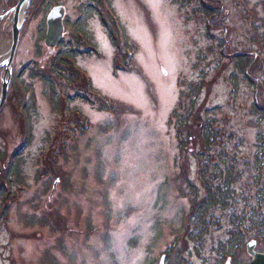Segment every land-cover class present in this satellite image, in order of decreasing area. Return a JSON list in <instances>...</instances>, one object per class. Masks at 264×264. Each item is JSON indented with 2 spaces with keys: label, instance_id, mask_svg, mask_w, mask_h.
<instances>
[{
  "label": "rangeland",
  "instance_id": "374dc122",
  "mask_svg": "<svg viewBox=\"0 0 264 264\" xmlns=\"http://www.w3.org/2000/svg\"><path fill=\"white\" fill-rule=\"evenodd\" d=\"M85 1L63 0L66 17L74 21L76 7ZM220 1L226 7L225 26L211 30L171 0H109L104 14L112 13L134 51L129 72L118 69L117 76L112 72L116 50L106 29L97 17L87 19L86 30L100 55L76 63L93 84L92 94L111 110H99L95 97L89 103L73 99L86 93V84L83 88L77 80L59 88L62 101L67 95L71 100L55 113L40 82L24 76L35 99L31 142L17 157L20 183L10 177L7 195L0 196V264H159L171 248L180 251V264H225L228 257L219 245L227 241L233 221V226L244 222L245 244L254 241L248 220L253 213L264 215V196L260 200L254 184L253 157L264 126L249 113L254 89L240 76L231 78L228 57L249 50L264 60V0ZM17 3L0 0V12ZM32 3L12 62L16 71L34 61L47 64L53 51L41 41L40 55L33 53L42 10L32 11ZM9 22L0 25V57L10 45ZM258 76L263 80L264 72ZM13 93L10 88L0 113L2 170L25 141ZM192 101V117L199 110L202 121L218 132L203 157H196L199 145L179 151L180 125L171 117L175 112L186 117ZM208 158L206 178L212 167L225 169L233 161L240 178L232 186L228 210L212 209L205 225H196L188 219L190 199L178 192L177 174L181 164L187 165L188 181L202 196L199 161ZM56 216L62 218L60 225ZM172 253L163 264L175 263ZM230 260L250 261L244 246Z\"/></svg>",
  "mask_w": 264,
  "mask_h": 264
},
{
  "label": "trees",
  "instance_id": "16d2710c",
  "mask_svg": "<svg viewBox=\"0 0 264 264\" xmlns=\"http://www.w3.org/2000/svg\"><path fill=\"white\" fill-rule=\"evenodd\" d=\"M33 1L31 8L32 11L38 12L42 10V15L45 17L47 13L56 5H62L63 0H31ZM174 5L179 6L180 8L190 9L194 15H197L204 21L205 27L208 29L214 30L219 27L225 26V7L220 0H171ZM62 3V4H61ZM109 0H86L85 3H80L76 7L77 15L74 21L69 20L68 17L64 20L65 38L53 51H48L49 62L46 64L37 65V62H31L30 64L23 67L21 70L16 71V68L13 70V78L10 84V87L14 91L13 95L18 99L19 106L21 108L19 119L22 120V126L25 132L24 142L22 148H27L31 142V125H30V116L34 110V93L33 87L29 84H25L24 76L27 77L30 81L38 80L44 88V95L47 98L48 105L51 107V110L55 113L60 112L65 109L71 100L70 96H64L63 100L61 99V94L59 95V88H64L67 85L72 86V82L80 81L85 87L84 80L81 77L78 69L76 68V61L78 58L87 56L95 51V45L92 41V37L86 30L87 19L92 17H97L100 20L104 29H106L107 38L110 40L112 47L116 50V57L113 63V72L118 73L117 70L121 69L122 72L129 71V66L131 65V60H128L127 50L130 51L131 46H128L127 39L125 35H121L116 28L115 22L107 14H104L105 6L108 5ZM261 4L264 5V2ZM44 7V8H43ZM43 20L42 25L37 30V49L35 54L40 55V46L39 42L44 40L45 35V21ZM224 43H220V46L224 47ZM229 60L234 67V73L231 75V78H236L235 76H240L243 78V81L254 89V94L256 97L253 102L250 104L249 113L256 117L258 121L264 126V79H258L259 72H264V60L261 58V55L258 53H252L249 50H242L237 52L229 53ZM44 61V58L41 62ZM62 83V86L59 85ZM199 92V90H197ZM73 99H81L85 103H89L90 95L85 93H75L73 94ZM259 98L260 101H259ZM92 102V101H91ZM93 103V102H92ZM195 104V101L191 102V108L187 110L186 117L175 112L171 117L177 118L179 123V141L178 148L179 151H184L187 146L196 147L199 145V152L196 157H203L206 151L207 153L210 150L212 143V138L216 139L218 132L213 130L210 127V121L208 123L202 121V116L200 111L197 110L195 117H192V108ZM99 110H106L107 105L105 103H98ZM204 114L207 116L208 111H205ZM193 120V124H189L190 119ZM213 121V120H212ZM197 122H200L201 125L198 126ZM214 122V121H213ZM264 130V128H263ZM185 133V134H184ZM264 133V132H263ZM264 136V134H262ZM183 137V138H180ZM258 141H260L261 146L258 147L257 153L253 157V169L256 176H254V184L260 189L258 190V197L264 196V137L258 136ZM204 150V151H203ZM16 155L8 158V164L6 169H0V196L3 198L6 194V186L10 177L17 178V182L21 181L19 178L18 160ZM3 155H0V162L3 163ZM209 160L206 159L202 162L200 159L199 164L201 169L199 174L201 175V186L203 195L200 196V190L196 186H193L190 181H188L187 176V165L181 164V172L177 174L178 192L184 197L190 199V213L189 218H194L196 225H205L204 217L212 209H220L221 211H227L229 206L228 202L232 199L234 190L232 186L234 183L239 181V174L235 172L236 163L231 162V165L225 169H218V167H212L208 178H206L207 169ZM57 179V176H56ZM181 185H186L185 188ZM190 186V188H189ZM188 187V188H187ZM185 190H189V194H184ZM254 211V210H253ZM257 214V213H255ZM253 213L249 218L248 223L250 224V232H254V240L256 246H261L260 253L264 254V215L255 216ZM259 214V213H258ZM54 222L57 225H60L62 218L56 216L53 218ZM230 225L231 230L228 233V239L226 242L219 245L221 254L226 257L235 258L236 252L245 247L244 238L242 233L248 232L247 228L244 226V222L239 225ZM64 225V224H63ZM244 228H243V227ZM243 231V232H242ZM203 232L198 236H202ZM196 237V238H198ZM176 252L175 263L177 262L179 250L170 249L169 254L166 253V261L171 259L173 253L170 255V252ZM153 264V262H150ZM223 263V260L220 264ZM239 264V263H235Z\"/></svg>",
  "mask_w": 264,
  "mask_h": 264
},
{
  "label": "water",
  "instance_id": "95a60500",
  "mask_svg": "<svg viewBox=\"0 0 264 264\" xmlns=\"http://www.w3.org/2000/svg\"><path fill=\"white\" fill-rule=\"evenodd\" d=\"M18 4L10 9L9 12L12 13V29H11V46L7 52V57L3 58L0 62V71L4 69V74L0 81V108L3 106L5 101L6 94L9 89V84L11 81V64L14 58V52L17 47V40L19 37V32L22 25V16L27 10V7L30 4V0H18ZM65 16V10L62 7L53 8V10L47 16V24H46V35L44 38V43L48 48H55V46L62 39L64 31H63V18ZM1 110V109H0ZM247 254L250 256L249 264H264V255L254 251V243L251 242L247 244ZM163 257L160 259V263L162 264Z\"/></svg>",
  "mask_w": 264,
  "mask_h": 264
},
{
  "label": "bare ground",
  "instance_id": "6f19581e",
  "mask_svg": "<svg viewBox=\"0 0 264 264\" xmlns=\"http://www.w3.org/2000/svg\"><path fill=\"white\" fill-rule=\"evenodd\" d=\"M7 50H8V48H7V47L3 48V55L5 56V58L7 57V55H6V53H7Z\"/></svg>",
  "mask_w": 264,
  "mask_h": 264
}]
</instances>
